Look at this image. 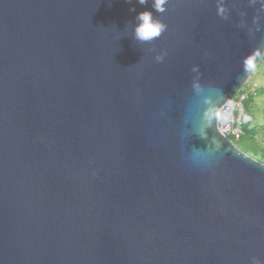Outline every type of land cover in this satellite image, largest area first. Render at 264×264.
<instances>
[{
    "label": "water",
    "instance_id": "water-1",
    "mask_svg": "<svg viewBox=\"0 0 264 264\" xmlns=\"http://www.w3.org/2000/svg\"><path fill=\"white\" fill-rule=\"evenodd\" d=\"M153 2L0 0V264H264V162L218 128L264 0Z\"/></svg>",
    "mask_w": 264,
    "mask_h": 264
},
{
    "label": "built area",
    "instance_id": "built-area-1",
    "mask_svg": "<svg viewBox=\"0 0 264 264\" xmlns=\"http://www.w3.org/2000/svg\"><path fill=\"white\" fill-rule=\"evenodd\" d=\"M258 85L249 80L230 96L219 109L218 128L233 142L239 141L244 135V125L251 121V116L245 111V103L250 97L256 98Z\"/></svg>",
    "mask_w": 264,
    "mask_h": 264
},
{
    "label": "rangeland",
    "instance_id": "rangeland-1",
    "mask_svg": "<svg viewBox=\"0 0 264 264\" xmlns=\"http://www.w3.org/2000/svg\"><path fill=\"white\" fill-rule=\"evenodd\" d=\"M249 81L256 82L259 89V96L254 98L253 117L250 123L252 127L256 128V134L253 140L244 134L242 138L239 141L234 142V144L240 149L245 146L255 148L259 151L258 153H254L251 149L243 151L264 162L260 155V150L264 148V56L252 73Z\"/></svg>",
    "mask_w": 264,
    "mask_h": 264
},
{
    "label": "clouds",
    "instance_id": "clouds-1",
    "mask_svg": "<svg viewBox=\"0 0 264 264\" xmlns=\"http://www.w3.org/2000/svg\"><path fill=\"white\" fill-rule=\"evenodd\" d=\"M131 2V0H127ZM140 5H145L148 3V0H137ZM168 0H154L152 8L155 12L163 14L165 9V4ZM130 11H135V9H130ZM225 9L218 6V14L223 16ZM136 26L134 28V39L141 43H151L152 41L158 39L166 30L167 25L161 22L159 19L153 17L152 12L143 11L136 16ZM157 62H160L163 59L162 55L155 57ZM195 70V69H193Z\"/></svg>",
    "mask_w": 264,
    "mask_h": 264
},
{
    "label": "trees",
    "instance_id": "trees-1",
    "mask_svg": "<svg viewBox=\"0 0 264 264\" xmlns=\"http://www.w3.org/2000/svg\"><path fill=\"white\" fill-rule=\"evenodd\" d=\"M256 94L259 96V89L257 90ZM253 103H254V98L253 97H250L248 99V101L245 103V111L246 113H248L250 116H251V120H252V117H253ZM251 121L247 122L245 125H244V134L249 136L250 139L253 140V138L255 137V134H256V128L252 127L250 125ZM242 150H248V149H251L254 153H258L259 151H257L255 148L253 147H242L241 148ZM261 157L262 159L264 160V148H262L261 150Z\"/></svg>",
    "mask_w": 264,
    "mask_h": 264
},
{
    "label": "snow or ice",
    "instance_id": "snow-or-ice-1",
    "mask_svg": "<svg viewBox=\"0 0 264 264\" xmlns=\"http://www.w3.org/2000/svg\"><path fill=\"white\" fill-rule=\"evenodd\" d=\"M249 63H251V61H249Z\"/></svg>",
    "mask_w": 264,
    "mask_h": 264
}]
</instances>
